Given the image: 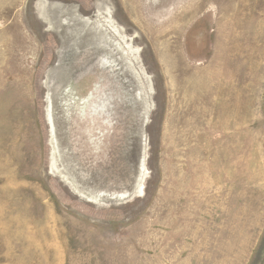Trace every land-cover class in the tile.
I'll list each match as a JSON object with an SVG mask.
<instances>
[{
	"label": "rangeland",
	"instance_id": "rangeland-1",
	"mask_svg": "<svg viewBox=\"0 0 264 264\" xmlns=\"http://www.w3.org/2000/svg\"><path fill=\"white\" fill-rule=\"evenodd\" d=\"M0 264H264V0H0Z\"/></svg>",
	"mask_w": 264,
	"mask_h": 264
},
{
	"label": "bare ground",
	"instance_id": "bare-ground-1",
	"mask_svg": "<svg viewBox=\"0 0 264 264\" xmlns=\"http://www.w3.org/2000/svg\"><path fill=\"white\" fill-rule=\"evenodd\" d=\"M200 2H201V1H200ZM171 3H172V2H171ZM171 3H170V4H171ZM167 7H168V6H167ZM206 7H207V3H205V4H202V3H196V5L194 6V10H195V11L192 12V13L199 12L201 9L206 8ZM189 11H190V10H189ZM189 11H188V12H189ZM191 11H193V10H191ZM182 12H183V11H182ZM188 12H187V13H188ZM173 13H174V12H173ZM172 15H173V14H172ZM208 16H209V15H208ZM210 17H211V16H210ZM199 18H200V17H199ZM185 22H186V20H185ZM181 24H182V23H181ZM175 25H179V24H175ZM173 27H177V26H173ZM172 31H173V30H172ZM175 31H179L178 28H177ZM175 31H174V32H175ZM121 33H122V32H121ZM18 34H19V33H18ZM168 34H169V33H168ZM155 36H156V35H155ZM15 37H16V36H15ZM164 37H165V36H164ZM17 40H18V39H17ZM178 40H179V39H178ZM134 42H135V41H134ZM12 45H13V44H12ZM14 46H15V45H14ZM17 47H18V46H17ZM13 48H14V47H13ZM13 50H14V49H13ZM16 50H17V49H16ZM11 52H12V51H11ZM11 52H10V53H11ZM15 53H16V52H15ZM13 54H14V53H13ZM8 56H9V55H8ZM17 56H18V55H17ZM17 56H16V57H17ZM16 57H15V58H16ZM19 58H21V57L19 56ZM13 60H14V59H13ZM18 60H19V59H18ZM10 61H11V60H10ZM11 62H12V61H11ZM13 62H14V61H13ZM20 62H21V60H20ZM8 64H9V63H8ZM2 67H3V66H2ZM2 67H1V68H2ZM3 69H4V67H3ZM5 70H6V69H5ZM3 71H4V70H3ZM4 72H5V71H4ZM6 73H7V72H6ZM4 74H5V73H4ZM2 76H3V75H2ZM6 79H7V78H6Z\"/></svg>",
	"mask_w": 264,
	"mask_h": 264
}]
</instances>
